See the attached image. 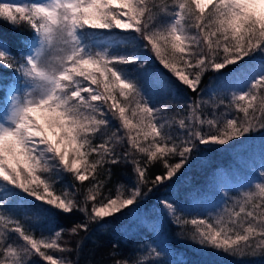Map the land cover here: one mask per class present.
<instances>
[{"label":"snow or ice","instance_id":"obj_1","mask_svg":"<svg viewBox=\"0 0 264 264\" xmlns=\"http://www.w3.org/2000/svg\"><path fill=\"white\" fill-rule=\"evenodd\" d=\"M0 22L31 33L19 58L0 38V71L12 77L8 92L0 90V264H73L46 251L73 252L60 243L65 230L57 231L52 221L80 213V222L69 230L76 234L125 209L132 213L156 186L189 164L194 151L209 145L250 152L239 211L217 198L214 206L224 203V210L205 218L211 209L165 199L159 202L161 215L178 227V240L204 255L264 259V0H0ZM113 29L135 33L123 40L146 55L93 52L85 37L102 41L97 38L104 33H118ZM116 64L131 66L135 76ZM205 72L218 73L215 99H203ZM177 92L196 98L184 106L187 115L178 119L180 131L173 135L158 118ZM225 93H231L227 103ZM206 105L217 111L234 105L243 116L224 112L205 120L200 110ZM205 124L208 132L201 130ZM254 131L262 134L251 145ZM154 163L164 171L149 181ZM108 164L131 165L134 179L127 194L118 188L113 198L102 191L107 181L98 180L96 172ZM40 172L71 174L69 188L75 191L58 194ZM90 174L84 191L76 182L89 180ZM17 199L36 224L25 227L16 218ZM113 249L112 264H189L167 259L169 248L160 238L145 241L138 258L121 256L116 245Z\"/></svg>","mask_w":264,"mask_h":264},{"label":"trees","instance_id":"obj_2","mask_svg":"<svg viewBox=\"0 0 264 264\" xmlns=\"http://www.w3.org/2000/svg\"><path fill=\"white\" fill-rule=\"evenodd\" d=\"M157 2H160V0H157ZM189 31L195 30L189 29ZM113 33H117V31H113ZM128 35H135V33H131L127 30L124 32L118 31V33L112 35L111 38H97L102 41H94L90 37H85V41L95 47L97 51L106 50L110 57L128 56L127 53H129L143 58L146 55L144 49L137 47L134 42L123 40L125 39V36ZM0 38H4L6 40L9 50L12 51L17 58H19L20 52L26 45V39L31 38V33H29L25 27H19L14 30L7 24L0 22ZM124 51L127 52L126 55L123 54ZM118 66L122 67V69H127L131 75L135 76L136 73L132 70L131 66L119 64ZM233 67L235 66H229V69ZM217 75L218 73L205 72L202 76L200 88L203 90L204 100H209L210 98L215 99L212 90L217 88L220 83V81L216 79ZM11 79L12 77L9 75L7 70L0 71V90H3ZM102 90L103 89L101 88V91ZM224 96L225 102L227 103L228 100H230L231 93H225ZM195 98L194 94L185 92H177L174 98H169L166 111L162 113L161 116L164 114L171 117L169 118L172 125L171 132L174 131L176 134L180 131L178 127V119L187 115V111L184 106ZM110 103L111 102L109 101V104ZM200 111L203 113L201 118L205 120L214 119L224 112H227V114L232 117L239 116L242 118L243 116V113L237 112L234 105L230 109H225L224 106H221L218 111L210 105H206ZM213 113L216 115L214 116ZM128 116L131 117L130 112L128 113ZM108 118L111 119L110 114ZM200 127L204 132L209 131L207 124ZM261 134L262 133L260 131L250 133L249 144H257L259 142L258 137H260ZM132 135H136L135 130H132ZM149 139H151V137ZM241 140H243V138H241ZM140 141L144 142L142 134L140 136ZM240 142L241 141H232L231 143L236 145ZM220 147L222 146H200L199 150L192 153L189 164L185 165L172 180L165 181L163 184L156 186L153 191L149 193L146 199L140 200L138 205L133 206V210L150 208L156 205L160 206L159 202L165 199L172 201L182 200L184 195L189 193L195 194L198 190L202 189L206 183H209L213 179L214 184L219 183L220 180V183L223 182L224 178L221 176L223 173L234 171L243 163H246V161L251 160L250 152L248 150L234 148L231 151H220L218 150ZM117 150L119 151L120 149L118 148ZM95 158V155L90 157V159ZM141 159L143 158L141 157ZM172 159L178 161L179 157ZM80 166L83 167V165ZM108 169H111L110 177L107 175ZM163 171L164 169L159 163L152 164L149 168V181L154 178L155 174ZM96 178L100 181H107L106 186L102 189V191L104 194L108 193L113 195V198H115L118 188H122L125 190V194H127L126 190L131 187L134 179L130 164L105 165L103 168L97 169ZM121 178H129V184L127 187H122ZM48 179L55 180L53 182V187L56 189L58 194L65 190L75 191V189L69 188V186L73 184V181L71 174L67 172L62 173L59 176H55L50 172ZM90 181L91 174L89 176V180L76 183L83 188L84 191H87L85 186L89 185ZM108 186H110L109 189ZM142 189L143 191H147V187L145 186H142ZM40 191L42 192L43 189L41 188ZM21 195L24 194L21 192ZM14 204H18L20 207L26 209L28 208L27 205L20 202L18 199ZM249 209H251V205ZM130 214L129 210L125 209L124 214H116L113 217H109L107 221L102 222L100 225H91L88 232L80 231L76 234L70 233L69 230L74 224L80 222V213H73L66 217H58L51 223L55 225V229L57 231L61 228L65 230L62 233L60 243L71 247L73 252L68 254L61 253L58 250L46 251H48L54 258L65 257L66 259L73 261V264H112V261L116 258L112 255L114 251L113 245H116L115 251H117L121 256L125 258H138L141 255L138 249L145 242V240L150 237V231L145 230V234L137 232L136 234L126 236V239H121L115 236L121 227L126 228L129 226ZM167 219L168 218L162 215L161 235L169 248L170 255L167 257L169 260L179 261L184 259L187 260L189 264H264V259L258 257L233 258L225 255H204L203 253L197 251V247L195 245L190 244L188 241L178 240V227ZM41 220L44 219L42 218ZM188 227L191 226L189 225ZM39 233L40 229L37 228L35 230L37 238L40 237ZM3 258L4 257L0 256V259ZM43 264H47V262H43Z\"/></svg>","mask_w":264,"mask_h":264},{"label":"rangeland","instance_id":"obj_3","mask_svg":"<svg viewBox=\"0 0 264 264\" xmlns=\"http://www.w3.org/2000/svg\"><path fill=\"white\" fill-rule=\"evenodd\" d=\"M20 2L30 3L32 2V0H20ZM87 31H91V30H87ZM112 31L124 32L126 30L113 29ZM100 37L102 39L103 37L107 39V38H111L112 34L104 33ZM94 48L95 47L92 46L91 50L93 52L97 51L96 48L95 50ZM126 53L127 52L125 51L123 52V54L125 55ZM127 54L131 55L129 53ZM115 66L120 67L118 66V64H116ZM86 82L87 81H85L84 83ZM8 84L3 88L5 93L8 92ZM93 87H95V85H93ZM83 95L86 96L87 93H84ZM169 118L171 117L163 114L158 119L160 120V122L166 123L165 130L171 132L172 125H171ZM169 123H170V126H168ZM172 134L175 135L174 131H172ZM251 163H252L251 160L246 161V163H243L241 166H239L238 169H235L234 171H231V172L223 173L221 176L224 178V181L221 183H220L221 181L220 180L219 183L214 184V179H213L209 183H206L202 187V189L198 190L195 194L189 193L187 195H184L182 200H173V201H178L182 203L186 208L193 206V204L195 203L198 207L211 209L210 213H204L205 218H207L209 215L212 217H215L217 213L222 212L224 210V207H225L224 203H221L218 208L214 206L217 198H219L220 200L226 201L227 206L230 210L239 211L240 206L237 203V201L242 196V193L239 190V188H240L241 183H243L242 178L249 174ZM80 167L83 168L82 166ZM39 175L42 179H48L50 176V172H40ZM54 181L55 180L50 179V182L53 183ZM121 183H122L123 188L127 187L129 184V178H123V179L121 178ZM222 185L226 187L227 192L225 191V187H221ZM109 188L110 186H108V189ZM252 190H255L254 185L252 186ZM105 195H109V194L105 193ZM0 196H2V192H0ZM169 201H172V200H169ZM15 202L16 200H13V203ZM15 206H16L15 215L17 216L16 218L20 220L24 224L25 227H28L29 225H33L37 223V221L34 220L33 213L29 208L26 209V208L20 207V205L18 204H16ZM245 207L246 209L250 210L249 209L250 205H245ZM161 211H162L161 207L158 205L150 207V208L134 209L133 212L129 216V219H130L129 226H127L126 228L121 227L119 229V232L116 233L115 236L121 239H126V236H130L131 234H136L137 232H139L140 234H143L144 231L146 230V231H150V235H149L150 237H148L145 241H151L155 238L163 239L161 235V218H162ZM164 216L168 218L166 214H164ZM167 220L170 221L169 218ZM43 222L44 220H41L39 223H43ZM153 225L158 226L155 231H153ZM39 235L41 236V230H40ZM44 235L47 236L49 235V233L44 232Z\"/></svg>","mask_w":264,"mask_h":264}]
</instances>
